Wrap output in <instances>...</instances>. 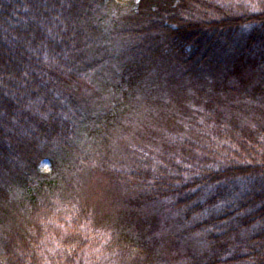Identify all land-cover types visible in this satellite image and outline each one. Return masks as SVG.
I'll use <instances>...</instances> for the list:
<instances>
[{
	"label": "trees",
	"instance_id": "trees-1",
	"mask_svg": "<svg viewBox=\"0 0 264 264\" xmlns=\"http://www.w3.org/2000/svg\"><path fill=\"white\" fill-rule=\"evenodd\" d=\"M256 1L0 0V264L92 263L110 245L171 264L142 217L153 205L198 241L184 264H264V92L233 76L264 56ZM100 71L112 74V102L86 151L78 133L92 116L78 90ZM169 83L194 107L176 110L184 126L161 148L129 149L124 169L107 131L123 103ZM246 108L261 116L237 115ZM95 174L128 188L117 226L88 224L83 186Z\"/></svg>",
	"mask_w": 264,
	"mask_h": 264
},
{
	"label": "rangeland",
	"instance_id": "rangeland-1",
	"mask_svg": "<svg viewBox=\"0 0 264 264\" xmlns=\"http://www.w3.org/2000/svg\"><path fill=\"white\" fill-rule=\"evenodd\" d=\"M117 1L124 2L128 0ZM129 1L134 3L137 2V0ZM256 3L261 7V5H264V0L256 1ZM219 42H221L220 44L222 45V40ZM235 43H237V39H235L232 44ZM255 51V53L259 55L258 50L256 49ZM113 69L114 68L111 66L110 70L113 71ZM239 72L240 73L237 72L233 74L236 78L235 80L238 82L243 81L249 88L250 86L253 87L256 85L258 89H260V92H264V56L258 59L253 69L250 63H247V66L239 70ZM112 79L111 72L100 71L98 74L89 75L82 80L78 90V101L83 111L90 113L92 116L81 126L78 133L77 141L83 150L88 151L92 144L95 145V137L92 132L93 129H96V126H98L96 121L97 117L102 116L103 113L110 108L109 103L112 102L110 99L112 85L109 84L113 82ZM234 84L236 83L234 82ZM181 88V85L172 83L162 86L152 85L145 88L143 90V95L136 97V100L129 102V105L124 103L121 105L123 110H125L123 113H120L121 120L119 125L110 127L107 132L112 136L109 142L110 147L115 154L120 153L119 155L123 158L122 167H124V169L129 167L128 163L131 160L130 157L129 160L126 159L129 154V152H127L129 149L141 148L139 150L142 152L144 147L161 148L164 138L173 136V133H175L177 129L182 128L183 123L180 122L181 114L179 112L176 113V110L178 111L179 108L182 110V107L190 109V107H194V105L191 102L192 99L189 93L182 92ZM261 101H263L262 95ZM253 112L251 108H246L242 109V112L237 115L245 120H249V118L254 115L257 117L261 116ZM161 113H165V116L162 117ZM174 113L176 114L174 122L167 121L166 119ZM137 153L140 152L136 151V154ZM111 165L113 166L112 163ZM111 165H109L110 171L108 172H111ZM118 166L119 165L113 167ZM47 168L48 164L43 162L41 164V171L45 172ZM127 190L128 188L126 187L119 188L118 186L110 185L96 174L88 178L83 186V196L84 200L90 203L89 207L91 209V214H94L93 217H90L88 224L97 227V229H106L107 225H109L108 227L117 226L115 223L124 208L121 204V197L126 196ZM142 217L147 218L145 220L146 228L149 227V231L151 233L153 232L155 237L158 235L157 239H162L161 245L158 248L159 252L161 257L168 259L167 261L169 262L171 261V264H184L183 260L187 255L186 250L191 248V246L195 249L196 246L198 247V241L187 236V234L183 232L181 226L174 224V219L167 215L162 206H147V208L142 211ZM80 230L90 233L89 229L84 227ZM62 231L73 232L75 230L74 226L67 222L63 224ZM118 231L120 230L118 229ZM177 234L183 235V237L179 242H174L176 240L174 237ZM50 235H60V233L55 232L50 233ZM109 236H111L110 228L107 230L106 234L102 235L101 243L105 240L107 244ZM107 248L108 244L106 249ZM108 250L109 252L102 256L98 251L94 252L92 256L86 260L94 261L92 263L86 262L85 264H139L136 257L134 258L131 253L116 252L111 245ZM148 264H159V262L157 260L155 261L153 258ZM161 264H164V261Z\"/></svg>",
	"mask_w": 264,
	"mask_h": 264
}]
</instances>
